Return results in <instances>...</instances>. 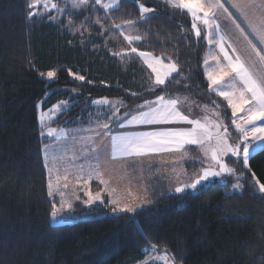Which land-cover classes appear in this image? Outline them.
Instances as JSON below:
<instances>
[{
    "label": "trees",
    "instance_id": "trees-1",
    "mask_svg": "<svg viewBox=\"0 0 264 264\" xmlns=\"http://www.w3.org/2000/svg\"><path fill=\"white\" fill-rule=\"evenodd\" d=\"M138 3L155 14L142 21ZM138 3L119 0L111 11L67 14L91 34L78 41L62 23L29 18L27 0H0V264H142L149 244L167 250L175 264H264V196L250 183L253 173L264 183V151L250 159V170L228 158L242 174L239 190H231L228 180L227 187L214 182L196 192L165 193L131 214H111L106 199L90 207L75 203L64 223L50 219L52 203L60 199L47 195L41 156L45 139L36 103L46 92L43 109L61 99L72 102L55 125L85 116L95 97L120 99L123 111L161 94L215 101L229 121L227 105L208 88L202 70L206 43L202 33L195 36L189 15L162 0ZM106 17L135 21L141 40L132 46L171 59L179 74L149 92L138 63L121 61L95 35L101 31L91 19ZM111 32L108 27L103 33ZM48 70L57 73L52 80L41 75ZM90 185L100 189L97 182Z\"/></svg>",
    "mask_w": 264,
    "mask_h": 264
},
{
    "label": "snow or ice",
    "instance_id": "snow-or-ice-1",
    "mask_svg": "<svg viewBox=\"0 0 264 264\" xmlns=\"http://www.w3.org/2000/svg\"><path fill=\"white\" fill-rule=\"evenodd\" d=\"M132 2L136 4L138 0H132ZM165 2L191 17V27L197 38L201 37V29L198 28L197 22L203 26V39L210 48H214L203 62L208 88L227 102L233 118L231 123L240 134L239 139L232 141L228 127L223 124L222 119H219L220 105L215 101H213L215 105L212 112L213 118L205 115L203 118L193 119L184 113L181 107L182 101L178 97H166L161 94L152 100L144 99L134 111L129 110L123 113L121 112V108L124 107L122 101L109 100L107 97L98 98L93 101V104L106 109L107 121L98 123L93 128L81 130L94 135L78 138L72 136L74 141L78 139L82 142L79 155L74 153L71 158L66 155H57L58 151L68 150L66 145L59 143L56 147L45 146L42 149L44 167L48 173L47 195L53 199L57 195L60 197L59 206L55 202L52 203L51 220L58 219L59 213L73 207L72 203L66 199L65 191L62 190L69 187L70 174L75 177L78 184L82 183L84 187L94 180H98L101 185L108 184V181L103 178L99 159L100 155L109 148L107 141H110V154L113 160L165 152H177L187 156L186 146H198L202 154L199 158L201 170L191 177V182H180V174L177 173L178 186L174 188L176 193H182L188 189L196 192L205 184L211 185L218 181L227 187L226 177L235 175V169L226 163V157L242 159L243 167L249 169L250 159L264 151V0H223V2L222 0H165ZM88 3L89 0H69V3L61 9L60 5L52 0H30L29 8L32 10L28 15L32 18L57 9L64 14L71 10H81L82 6H87ZM93 3L106 12L118 6L111 2L102 3V0H93ZM226 3L234 11H230L229 7L225 6ZM41 6L43 12L34 11ZM139 13L143 21L150 18L149 14L154 15L155 9L139 3ZM221 21H227V23L222 26ZM96 23L101 25L102 31L105 30V26L119 30L130 44L141 40L138 35L135 37L124 35V29L134 25L135 21L128 20L123 24H116L114 18L106 17L103 23L99 18ZM130 51L136 53L137 48L132 47ZM114 55H124V53ZM139 56L155 74L152 86L148 89L149 92H154L159 86L165 85L166 80L173 73L179 74V65L171 59L165 64L160 57L152 58L151 53L139 52ZM209 61L213 63L210 64ZM68 74L76 80L85 81L83 75H76L71 70ZM41 75L52 80L57 73L54 70H48ZM87 82L91 83V81ZM133 95L136 94L133 93ZM52 111L63 112L65 108L56 105ZM50 118L48 114L40 116L42 128L45 126V121ZM112 125H116L118 129L116 132L112 131ZM143 126L157 127L144 128ZM45 134L57 142L71 135L65 133L64 129L57 130L52 127H47L46 133L41 131L42 136ZM97 139L100 141L99 144ZM80 160L83 162L77 163ZM58 163L63 165L62 170L57 167ZM241 176H237L236 183L231 184L233 190L242 187ZM253 179H255L254 173ZM256 184L259 192L264 194V183L256 180ZM104 191L105 189H101L93 195L90 190H84L83 195L86 199H82L79 195H76L75 199L86 206L97 201L103 202ZM113 193L114 190L108 191V203L113 205V213H134L143 203L148 202L144 197H140L139 201L135 197L130 201H124L120 197L113 198ZM73 194L75 195V187ZM129 195L131 196L132 193L129 192ZM141 234L143 235V232ZM149 248L157 264L160 262L175 264L174 258L167 253V250L165 253H158L155 244H149L142 249V252H148ZM144 264H149V261L146 260Z\"/></svg>",
    "mask_w": 264,
    "mask_h": 264
},
{
    "label": "rangeland",
    "instance_id": "rangeland-1",
    "mask_svg": "<svg viewBox=\"0 0 264 264\" xmlns=\"http://www.w3.org/2000/svg\"><path fill=\"white\" fill-rule=\"evenodd\" d=\"M162 1L165 2V0H162ZM52 2L58 3L60 5V8L63 9L65 7V5L69 3V0H52ZM109 2L113 3L114 5H119V0H102V3H109ZM222 2H223V0H222ZM27 3H28L29 11L32 10L29 8L30 0H27ZM137 5H138V9H139V3ZM225 6L229 7V5L227 3L225 4ZM83 9L84 10L85 9L101 10L102 12H106V10H104L99 5H94L93 0H89V3L87 6H82L81 10H83ZM229 10L234 11L230 7H229ZM29 11H28V13H29ZM34 11L43 12V8L41 6L40 8L35 9ZM77 11H80V10H71L70 12H65L64 14H61L60 9H57V10H53L52 12L43 13L42 15L38 14V15L34 16V18H36V19L41 18L43 20H48L51 23H53L54 25L62 23L63 29H65L71 37H73V38L75 37L78 41H82V40H85L86 37H90L91 34L81 26H74L70 22V20H68V18H67V14L75 13ZM190 20H191V17H190ZM91 21L93 22V24L97 25L101 31V33H97L95 35L96 36L100 35V37L102 39L103 46L106 49L109 46V50H111L114 53H124V55H117L121 59V61H125L127 63L130 61H133V62L138 63L139 67L142 68V80L150 88L152 86V81H154V79H155V74L152 73L151 69L148 68V66L143 62V59L139 56V52H145V53H151V52H148L146 50L137 49L136 53H131L130 50H131L133 44L132 43L130 44L128 41H126L124 39V36L120 34L119 30L111 28L112 32L104 35L103 32L108 27L105 26V30L102 31L101 25L96 23L95 18L91 19ZM125 21H127V20L118 21V22H114V23L123 24ZM238 22H240V21L238 20ZM101 23H103V21H101ZM191 23H192V20H191ZM226 23H227V21H221L222 26ZM197 24H198V28L201 29V33L204 35L203 26L201 24H199V22H197ZM30 25L31 24H29V26ZM135 32H136V29L133 25L131 27H127L124 29V35H132L133 37H135L134 36ZM205 43H206V41H205ZM212 50H214V48H210L209 45L206 43V49H205V53H204L203 61H202L203 73H204L203 62L209 56V53ZM151 56H152V58L160 57V56L152 54V53H151ZM163 62L165 64H167L169 62V60H163ZM209 63L211 64L213 62L209 61ZM174 74L175 73H173L172 76ZM204 77H205V74H204ZM205 79H206V77H205ZM206 81H207V79H206ZM207 83H208V81H207ZM159 87H161V86H159ZM63 90H65V89H63ZM70 92L72 95L76 94V91L70 90ZM212 93L216 95L215 92H212ZM48 94H49V92H46L45 95L42 97V99H40L36 103V106H37V122H38V125L41 127V131L43 130L46 133L47 127H52V128L57 129V130L64 129L65 133H69L71 135L66 136L64 138V140H61L59 142H57L53 138L47 137L46 134L44 136L41 135V137L43 139H45V142L41 146V156H42L43 164H44V153H43L42 149L45 146L56 147L57 144L59 143L61 145H66L68 150L66 152H59L58 151L56 153L57 155H66L69 158H71L74 153L76 155H79L82 142L79 141L78 139L74 141L72 139V136L74 135L78 138V137H82V136L94 135L91 132L81 131V130L93 128L96 124L103 123V122L107 121L106 109H102L100 105L93 104L94 100H97L98 98H103V97H95V98L90 99V101H88V105L91 107V109H89V111L86 113L85 116L80 117V115H79L80 118L72 119V120H64L62 123L55 125L54 121L57 119V117L62 112L52 111L54 106L61 105L65 108V110H67L71 106L72 102L67 100V99H61V100L53 103L49 107L43 109L42 108V102L48 96ZM157 96H159V95H157ZM173 97H178L182 101L181 107H182L184 113L188 114L190 118H193V119L203 118L205 115H208L209 118H213L212 112L215 108V105L213 104V102H205L203 100H198V98L189 97V95H184V96L176 95ZM216 97L221 99V101L227 105V102L224 101L222 97H219L217 95H216ZM154 98H151L149 100H152ZM108 99L121 101L120 99H117V98H108ZM135 109H136V107H132L130 109H126L123 111L121 110V112L122 113L128 112L129 110L134 111ZM228 110H229V113H228V119L227 120H229V121L227 122L225 120V118L223 117V113L220 110V108H219V111H220L219 119H222L223 124L228 127L229 134L232 138V141L235 142L239 139L240 134L235 129V126L232 125L231 121L233 118L231 115V109L228 108ZM42 114H48V116L51 117L50 119L45 121V126H43V128H42V125H41L40 119H39ZM168 126H171V125H168ZM180 126L190 127L188 125H180ZM143 127L144 128H150V127H157V126H143ZM112 131L113 132L117 131L116 125H112ZM120 131H123V130L120 129ZM97 143L98 144L100 143L99 139H97ZM107 143L109 144V148L106 152H104L100 155L99 159H100L101 171L103 173V178L106 181H108V184L106 186L101 185L98 180H94L92 182H97L100 185V189L99 190H92L90 188V184L87 187H84L82 185V183L78 184L75 177L70 174L69 180H68L69 187L67 189H62V190L65 191L66 199L68 200V202L72 203V205H74L75 203H80L84 207H90V206H93L96 204H102L106 199L107 204L110 206L111 214H122V213H113V211H112L113 205L108 203V199H109L108 191L114 190L113 198L120 197L124 201H130L134 197L137 199V201H139L140 197H144L145 200L148 202L143 203L136 210L146 206L154 198H157V197H159L165 193L166 194H186L187 192H194L193 190L188 189L185 192L176 193L174 191V188L176 186H178L177 176H176L177 173L180 174V177H179L180 182H183V181L191 182V177L201 170V164L199 163V158L201 157L202 154H201L198 146L193 145L197 149H188V147H190V146H186V149L188 151L187 156H182L181 153H177V152H165V153L149 154V155L144 156V157L118 158V159L113 160L111 158V154H110V141H107ZM85 146L87 147V145H85ZM231 159H232L234 164L237 163V164L243 165L242 159H240V160H237L236 158H231ZM225 161H226V163L229 164L230 167H232L233 164L228 161L227 157L225 158ZM82 162H83L82 160L77 161V163H82ZM92 162L95 163V161H92ZM57 167L62 170L63 165L58 163ZM45 171H46V175L48 176L46 169H45ZM237 176H241L240 172H235V175H228L226 177V179L230 183V187H231V184L236 183V177ZM63 182L64 181H62V183ZM250 183H251L252 189L255 192H258L260 195L264 196V194L259 192L258 186L256 184V179H253V177H252V179L250 180ZM205 185H207V184H205ZM74 187H75V195L73 194V188ZM101 189H105V191L102 193L103 202L97 201L92 205L86 206L81 201H78L75 199L76 195H79L82 199H86V197H84V195H83L84 190H90L94 195L96 192L101 191ZM146 189L149 190L150 192H149V194H147L145 196ZM231 190H233V189L231 188ZM129 192L132 193L131 196L129 195ZM57 197L60 199V197L58 195H57ZM71 210H72V208L70 210L62 211L61 213L65 214V216L71 218L70 216L73 215L72 213H69ZM128 214H131V213H128ZM62 221H63V219L58 218L56 220H52V223L57 224V223L62 222ZM148 252L150 254L147 255L146 260L149 261V264H157V262L154 263L156 260H155V257L153 256V253H152L150 248H149ZM157 252L158 253H165V250H160V251L157 250ZM143 264H144V262H143ZM160 264H162V262H160Z\"/></svg>",
    "mask_w": 264,
    "mask_h": 264
},
{
    "label": "crops",
    "instance_id": "crops-1",
    "mask_svg": "<svg viewBox=\"0 0 264 264\" xmlns=\"http://www.w3.org/2000/svg\"><path fill=\"white\" fill-rule=\"evenodd\" d=\"M134 36H136V35H134ZM133 47V46H132ZM180 96H184V95H180ZM189 97H191V96H189ZM143 103V102H142ZM141 104V103H140ZM136 107V106H135ZM118 130V129H117ZM193 146V145H192ZM192 146H190L191 148H192ZM190 147H188V149H190ZM188 169V168H187ZM90 188L92 189V187H91V185H90ZM93 190V189H92ZM146 192H147V194H149V190H147L146 189ZM67 216H65V214H62V213H59V218L60 219H63V221L62 222H59V223H64L65 221V218H66ZM59 223H57V224H59ZM150 253L148 252L147 253V255H149ZM147 258V257H146ZM146 261V259L144 260V262ZM154 263H156V261L154 262ZM143 264V263H142Z\"/></svg>",
    "mask_w": 264,
    "mask_h": 264
}]
</instances>
